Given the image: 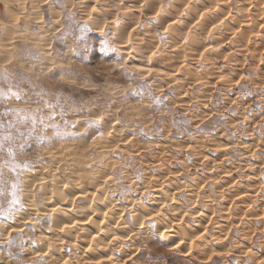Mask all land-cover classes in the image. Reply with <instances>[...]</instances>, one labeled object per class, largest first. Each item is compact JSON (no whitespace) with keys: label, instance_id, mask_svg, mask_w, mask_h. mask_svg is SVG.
<instances>
[{"label":"rangeland","instance_id":"1","mask_svg":"<svg viewBox=\"0 0 264 264\" xmlns=\"http://www.w3.org/2000/svg\"><path fill=\"white\" fill-rule=\"evenodd\" d=\"M2 68L0 264H264V0H0Z\"/></svg>","mask_w":264,"mask_h":264},{"label":"snow or ice","instance_id":"2","mask_svg":"<svg viewBox=\"0 0 264 264\" xmlns=\"http://www.w3.org/2000/svg\"><path fill=\"white\" fill-rule=\"evenodd\" d=\"M53 2L59 3V0H53ZM61 7H63V5H61ZM68 19L71 21L72 17L69 16ZM86 31H87L86 26L81 28L82 33ZM79 39L82 43H85L86 47L90 46L87 44L85 35H81ZM28 57L36 60L39 59L38 56L31 53L26 54L25 58ZM26 86L29 87V91L31 92L34 103H36L38 106L42 105L43 107H46L51 110V114L48 117L49 120H54L56 108H59L61 110V113H63V110L66 106L65 104L61 103L63 97L61 96L60 93L49 94L45 90L36 92L34 88H31L29 86L27 77L23 76L20 73L12 72L8 68L0 69V103H3L9 99H15L17 101L22 100V98L28 94L27 92H25ZM138 91L147 92L149 99L157 107H159L163 103L161 99L152 96L151 89L145 85H142ZM50 95L54 97V101H55L54 103L53 100L47 99V97H49ZM9 115H10L9 110L0 112V152H6L7 156L14 160L16 148L18 147L21 150V152H23L27 143V137L31 136L33 133L37 131L36 126L38 120L40 125L42 126H46V125L44 118L38 117V113L36 111H33L31 113H26L23 116H21L20 110H15V115L19 117V119L5 122L4 118ZM22 126H26L28 128L27 133L20 130ZM5 164H7V161L5 162ZM23 167H28V165L25 164L23 165ZM6 183L7 181L5 178L4 165H0V196L5 198H7V196L9 195L7 188L5 187ZM18 188H19L18 183H13L11 185L12 191L10 193L11 200L8 203V209H7L8 213H10L13 207L17 205H20V207H22V204L20 203V198L17 194ZM4 216H6V211L3 209L2 206H0V217H4ZM7 243L11 247L14 241L9 240L7 241ZM9 255H11V253H9Z\"/></svg>","mask_w":264,"mask_h":264},{"label":"bare ground","instance_id":"3","mask_svg":"<svg viewBox=\"0 0 264 264\" xmlns=\"http://www.w3.org/2000/svg\"><path fill=\"white\" fill-rule=\"evenodd\" d=\"M96 34H97V33H96ZM97 35H98V34H97ZM125 52H126V51H124L123 54H124ZM83 199H84V198H83ZM86 213H87V212H86ZM84 215H85V214H84ZM93 215H94V214H93ZM81 217H83V214H82ZM87 217H88V216H87ZM87 217H86V218H87ZM76 218H77V216H76ZM93 218H94V217H93ZM77 219H79V218H77ZM81 219H82V218H81ZM84 219H85V218H84ZM74 220H76V219H74ZM82 220H83V219H82ZM82 220H81V221H82ZM91 220H92V219H91ZM91 220H90V221H91ZM57 221H58V219H57ZM69 221H70V220H69ZM69 221H67V222H69ZM78 221H79V220H78ZM88 221H89V220H88ZM65 222H66V221H65ZM73 222H75V221H73ZM59 223H60V222H59ZM75 223H76V222H75ZM82 224H83V222H82ZM90 224H91V223H90ZM95 224H96V223H95ZM64 225H67V224H64ZM88 225H89V224H88ZM54 227H56V226H54ZM84 227H85V224L83 225V228H84ZM90 227H91V226H90ZM86 232H87V231H86ZM48 234H49V232H48ZM161 235H162V234H161ZM198 241H199V240H198ZM183 244H184V243H183ZM180 247H181V245H180ZM92 256H93V255H92Z\"/></svg>","mask_w":264,"mask_h":264}]
</instances>
